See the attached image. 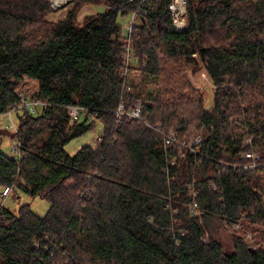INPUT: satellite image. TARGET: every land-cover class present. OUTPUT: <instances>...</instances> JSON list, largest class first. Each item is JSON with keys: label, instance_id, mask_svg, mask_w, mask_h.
<instances>
[{"label": "trees", "instance_id": "obj_1", "mask_svg": "<svg viewBox=\"0 0 264 264\" xmlns=\"http://www.w3.org/2000/svg\"><path fill=\"white\" fill-rule=\"evenodd\" d=\"M186 1L179 30L172 0H70L105 6L83 24L75 9L47 20L51 0H0V114L22 95L45 103L17 114L21 157L0 150V189L50 202L44 216L0 203V264H264V0ZM134 13L130 35L118 16ZM187 66L209 73L212 110ZM24 76L39 82L31 95ZM137 99L140 118L118 113ZM92 115L104 125L97 145L67 152ZM194 130L198 153L182 146ZM246 137L254 169L243 166ZM238 224L225 251L216 234Z\"/></svg>", "mask_w": 264, "mask_h": 264}, {"label": "rangeland", "instance_id": "obj_2", "mask_svg": "<svg viewBox=\"0 0 264 264\" xmlns=\"http://www.w3.org/2000/svg\"><path fill=\"white\" fill-rule=\"evenodd\" d=\"M75 3L67 0L60 7H53L51 5V11L45 15V18L51 22H58L63 19L70 10L75 9V20L78 24H83L86 17L94 12H102L105 10L104 5H88L84 4L76 8ZM187 6L184 14V18H186ZM133 14L118 16V22L122 27L123 31H128V27L131 25L132 20L134 21ZM135 23H133L132 31L134 30ZM131 35V34H130ZM133 73L131 76H135ZM186 76L192 83V85L198 89L203 96V104L206 109L212 110L214 106V93L215 87L213 85L212 79L205 69V67H201L195 69L194 66H187L186 68ZM19 90L21 92L26 93L27 95L33 94L37 89L39 82L36 79L30 78L28 76H24L18 83ZM146 88H154L153 84L146 85ZM146 93L142 94L141 99L145 98ZM139 99V100H141ZM22 113V112H20ZM18 113L12 112L11 114L3 113L0 114V150L6 153L9 156L17 155L14 151V147L17 146L20 142L15 133L18 130L20 121L18 118ZM84 120V115L81 116V121ZM12 122L15 126L12 125ZM89 122H93V127L90 128L86 133L72 139L66 146L65 149L67 152L71 154H75L83 145L91 144L96 146L100 136L103 134L104 125L101 120H97L93 115L89 117ZM36 138V139H35ZM44 138V137H43ZM43 139L41 137L35 136L33 141L36 144H41ZM3 189H0V203L3 204L7 209L17 213L19 212L20 207L23 204H29L31 209L40 216H44L50 209V202L47 199L41 198L40 196L31 197L23 191L16 189L12 191V193L7 196H2ZM220 242L222 243L225 251H232L235 242L233 239L235 238V234L232 232V228H223L219 230L216 234ZM238 237V236H236ZM247 237V236H246ZM244 241L247 242L245 240ZM252 238V237H251ZM250 243L253 247L252 239Z\"/></svg>", "mask_w": 264, "mask_h": 264}, {"label": "built area", "instance_id": "obj_3", "mask_svg": "<svg viewBox=\"0 0 264 264\" xmlns=\"http://www.w3.org/2000/svg\"><path fill=\"white\" fill-rule=\"evenodd\" d=\"M66 1L67 0H51V4L53 7L56 8V7L62 6ZM186 6H187L186 0H172V2L169 5V9L171 11V15H172L174 25L179 30H182L187 24V21L184 18ZM133 17L135 18V13L133 14ZM133 23H134V21L132 20L131 25L128 27L130 34L132 33ZM129 48H130V44L127 47L128 59L131 57H134V55L132 53H130ZM44 104H45L44 102H41L39 100H30V99L28 100V99H26V96L22 95V103L20 105L13 106L12 109L7 112V114H11L12 112L20 113L23 111L24 107L28 108L31 113H35L37 108L40 106H43ZM84 111H85L84 107L76 106V105L69 106V114H70V117L72 118V120H74V121L79 120ZM125 112L132 119L133 118H137V119L140 118L141 114H142V101L139 99L134 100V104L130 110H127V108L125 107V104L122 103L118 109V113L124 114ZM12 125L15 126L13 122H12ZM175 136H176L175 133L173 131H171V133L166 138L165 143L168 147L174 146V144L176 142ZM204 139H205V137L203 134H201L197 130H194L192 137L190 138L189 142L183 143L182 146L185 149H189V150L193 151L194 153H198V152H200L199 151V144H201L204 141ZM251 146H252V138L246 137V139L243 143V148H249V149L243 153V158L247 160V162L243 164L245 169H254L260 165L257 162L258 158H259V154L256 151H254ZM184 148L180 151L181 157H183L185 155V152H184L185 149ZM14 151L16 152L17 157H21L20 143L14 147ZM173 161H174V159H173ZM213 187H215L214 184H213ZM12 191H13V186H11V185L5 186L3 191H2V196L7 197L12 193ZM192 192L194 193V199L189 206V210H190L191 215H196L199 213L198 208H197V202L195 200L196 192H194V191H192ZM240 227L241 226L239 224L233 226L232 232L237 233V231L240 229ZM245 240L247 241L248 245L250 247H252V245L250 243V240H251L250 234L247 235Z\"/></svg>", "mask_w": 264, "mask_h": 264}, {"label": "water", "instance_id": "obj_4", "mask_svg": "<svg viewBox=\"0 0 264 264\" xmlns=\"http://www.w3.org/2000/svg\"><path fill=\"white\" fill-rule=\"evenodd\" d=\"M252 249V248H251ZM252 251L254 252V249H252Z\"/></svg>", "mask_w": 264, "mask_h": 264}]
</instances>
